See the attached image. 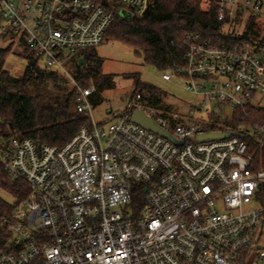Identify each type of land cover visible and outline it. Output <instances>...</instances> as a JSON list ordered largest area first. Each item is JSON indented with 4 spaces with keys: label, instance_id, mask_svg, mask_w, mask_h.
<instances>
[{
    "label": "built area",
    "instance_id": "1",
    "mask_svg": "<svg viewBox=\"0 0 264 264\" xmlns=\"http://www.w3.org/2000/svg\"><path fill=\"white\" fill-rule=\"evenodd\" d=\"M118 1L119 9H107L95 0H0V34L24 42L42 68L58 73L89 120L60 147L19 134L0 147V169L28 187L8 221L12 241L0 264H245L242 253L258 245L264 218V207L245 210L257 200L264 170H255L241 136L259 135L264 145V119L248 114L264 112V35L244 18L264 23V0H219L218 20L233 26L222 32L247 38L187 35L183 66L162 72L198 98L188 118L138 90L119 121L103 126L93 119L97 87L67 65L104 44L123 12L144 17L156 7L153 0ZM138 111L173 140L135 123ZM237 112L253 122L226 126ZM222 132L233 135L198 141Z\"/></svg>",
    "mask_w": 264,
    "mask_h": 264
},
{
    "label": "trees",
    "instance_id": "2",
    "mask_svg": "<svg viewBox=\"0 0 264 264\" xmlns=\"http://www.w3.org/2000/svg\"><path fill=\"white\" fill-rule=\"evenodd\" d=\"M101 6L111 9L120 8L118 0H95ZM219 0H209V7L203 9L202 0H158L155 11L144 17L130 19L117 17L106 33L107 39L131 46L138 58L161 72H175L184 64L187 35H199L207 40L245 39L231 38L225 35L224 26L229 22L218 20ZM157 13V14H156ZM156 14V15H154ZM247 26L256 36L262 31L256 20L249 17ZM5 38L0 34V41ZM20 44L27 53V66L22 77H16L5 68L6 57L11 47H0V147L9 137L19 134L39 145L63 146L70 141L89 120L80 116L76 110V94L73 89L62 83L63 78L56 72H48L38 64V60L29 53L24 42ZM264 46V42L262 44ZM80 62L71 63L72 73L78 79L92 78L97 93L92 98L98 105L104 90L112 89L113 77L103 72L104 60L94 51L80 53ZM136 84V91H148L155 98L164 94L153 86L141 82L139 74L130 75ZM250 116L264 119V112L248 110ZM244 121L250 125L253 121L237 112L226 126H237ZM238 129H232L236 132ZM243 138L249 143L250 153L255 155V170H264V145L259 147V135L245 133ZM0 187L9 191L15 198L10 203L0 198V253L12 241L8 227L16 205L28 195V187L21 180H13L0 169ZM256 199L264 207V183L260 185Z\"/></svg>",
    "mask_w": 264,
    "mask_h": 264
},
{
    "label": "rangeland",
    "instance_id": "3",
    "mask_svg": "<svg viewBox=\"0 0 264 264\" xmlns=\"http://www.w3.org/2000/svg\"><path fill=\"white\" fill-rule=\"evenodd\" d=\"M153 1L156 6L155 8H159L158 0ZM202 7L203 9H207L209 7V0H202ZM247 19V17L244 18L245 21H247ZM241 22L242 21L237 22V25L240 26L237 27V31H242L243 29ZM256 25H258V28L262 31L261 36L264 35V23L256 22ZM231 28H233L232 24H228L225 25L223 29L230 31ZM234 28H236V26ZM253 32L255 31L253 30ZM0 47L3 49L11 47L6 57L5 68L9 70L12 75L22 77L26 70L28 57V54L24 53L23 45L17 42L12 43L9 39H5L0 41ZM95 52L104 60V74L112 76L114 82L113 88L104 90L101 94L99 104L94 106L93 119L98 124L109 126L119 121L118 114L123 112L126 104L136 91L134 79L129 77L134 74H139L142 83L153 86L162 92L165 102L171 105L174 112L179 114L182 118H188L191 109L190 105L198 103V98L185 90V83L182 79L174 77L171 82L164 81L162 79V72L150 64H145L136 56L133 48L127 44L107 39L104 44L95 50ZM67 67L72 73V65L68 64ZM84 79L85 78L81 79V82H84ZM86 79L87 81H85V84L89 82L96 86L94 79ZM63 82L65 81H62V83ZM69 88L71 89V87ZM222 111L226 113V116L230 115L229 111L227 112L225 109ZM201 115H203L202 117L204 119H207L204 113ZM196 117L199 116L196 115ZM0 198L10 203L15 202L13 195L2 187H0ZM261 208H263V206L258 200L252 201L245 206V210L249 211ZM259 233L258 245L242 253L241 258L245 261V264H259L258 248L264 251V218L260 225Z\"/></svg>",
    "mask_w": 264,
    "mask_h": 264
},
{
    "label": "water",
    "instance_id": "4",
    "mask_svg": "<svg viewBox=\"0 0 264 264\" xmlns=\"http://www.w3.org/2000/svg\"><path fill=\"white\" fill-rule=\"evenodd\" d=\"M123 15L125 16L126 19L131 18V15L126 14L125 12H123ZM80 65H83L82 60L80 61ZM133 121L135 123L139 124L140 126L146 128L150 131L155 132L156 134L163 135V136L173 140L168 132L162 130L159 126L156 125V123L152 119L146 117L143 114V112H141V111H138L133 115ZM232 135H233V133H231V132L207 133V134L200 135L198 137V141L199 142H206V141H212V140H221V139L229 138Z\"/></svg>",
    "mask_w": 264,
    "mask_h": 264
},
{
    "label": "crops",
    "instance_id": "5",
    "mask_svg": "<svg viewBox=\"0 0 264 264\" xmlns=\"http://www.w3.org/2000/svg\"><path fill=\"white\" fill-rule=\"evenodd\" d=\"M97 50V49H96Z\"/></svg>",
    "mask_w": 264,
    "mask_h": 264
}]
</instances>
